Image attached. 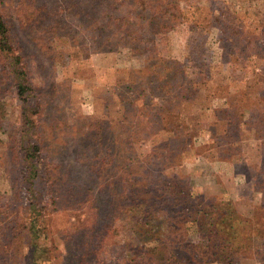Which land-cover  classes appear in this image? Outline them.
<instances>
[{
	"label": "rangeland",
	"instance_id": "rangeland-1",
	"mask_svg": "<svg viewBox=\"0 0 264 264\" xmlns=\"http://www.w3.org/2000/svg\"><path fill=\"white\" fill-rule=\"evenodd\" d=\"M183 3L192 11L141 12L130 0H0L34 87L26 107H40L30 116L43 145L31 189L20 146L23 101L0 61L8 116L0 194L21 212L14 245L0 239V264H150L128 254L135 243L124 224V163L149 170L153 187L180 177L199 201L232 198L248 233L225 245L224 264H264V0ZM178 125L182 141L172 137ZM33 207L42 212L36 239L27 225ZM200 210L216 215L214 207ZM189 219L175 224L188 242L203 244Z\"/></svg>",
	"mask_w": 264,
	"mask_h": 264
},
{
	"label": "trees",
	"instance_id": "trees-1",
	"mask_svg": "<svg viewBox=\"0 0 264 264\" xmlns=\"http://www.w3.org/2000/svg\"><path fill=\"white\" fill-rule=\"evenodd\" d=\"M130 1L133 5V9H139L141 12H168V8L174 9L177 12H179V10L180 12L192 11L188 8L190 5L185 3L181 4L184 0H162L166 3V6L161 5L159 8L157 6L158 0ZM138 3L141 4L142 8L139 7ZM112 5L114 6V3ZM152 15L153 17H150L152 18L151 20L157 23L159 17L155 14ZM185 15V17L189 18L187 13ZM181 17L182 15L179 16L177 14L176 18L178 19ZM11 35V27L0 13V61L5 64L4 66L6 69L9 68L7 69L8 73H14V78L16 79V92L21 101H23L19 118L21 121L20 146L24 158V172L28 173L27 179L30 188L35 189V179L36 174L39 173V161L42 160L43 145L41 139L36 135V122L34 118L30 116V112L34 111L40 113V107L38 104L32 106L33 108L26 107V104L31 101L34 87H32L27 77L25 65L21 64L22 56L18 54L14 48L13 36ZM99 37H103V35L101 34ZM229 95L230 94H227V96ZM243 99L244 97L242 100ZM7 117L6 100L0 98V128L4 123L3 120H6ZM124 119L126 120V117H124ZM102 122L103 124L99 130L103 132L107 126L104 121ZM110 123L111 122L108 124ZM174 128L178 129V131L174 132V130H172L174 132L172 136L173 139L177 141L181 140L184 137V131L179 125L174 126ZM130 135H128V138L131 139L133 137V130ZM2 142L3 141L0 143ZM261 148H263L264 151V140L262 141ZM175 149V147H171L172 152H174ZM179 153H171V155L173 154L172 156L175 157V159L177 157V159H179L178 155H181V153ZM149 173V170H145V168L139 170L136 166L123 164V176L129 177L130 183V186H128L129 190L127 189L124 195H121L124 196L121 198L124 202V224L127 230L132 233L131 237H133L135 243L129 246L130 250L128 254L135 252L136 255H144L145 259H147L150 264H181L186 258L187 264H208L209 261L218 259L224 264L228 256V253L222 251L225 245H231L237 238L248 233V219L236 209L234 200L223 195L221 197L212 196L208 197L205 201H199L192 192V186L183 182L180 177L170 179L173 186H168L169 184L165 183L163 186L153 187L149 184V180H147V175H150ZM143 175L144 177H142ZM53 180H56V177L51 178L50 181ZM223 192L224 191H222V193ZM92 203L94 204L93 200H91L89 206H91ZM171 203L179 204L183 207L175 209L167 207L170 206ZM191 206L192 208L198 209H194L195 212L192 214L189 213L190 215L187 216V218L189 219L190 217L191 220H189L192 223H196L197 231L202 234V237L204 235V241L207 238V241L201 245L188 242L186 236L187 231L185 233L180 232L181 229L179 225L175 224L176 219L181 223V220H184V218L186 220L184 224H187L188 219L184 215ZM16 207L12 197H5L4 194H0V239L2 240L3 237L6 238L4 241L8 248L14 245L13 241L17 237L14 231L21 222L19 218H17L21 212L19 207ZM206 207H214L216 215L212 217L200 214V209H205ZM92 210L95 211L93 218H95L96 221L99 220L100 215L95 206L92 207ZM197 210L198 212L200 211V215L197 213ZM41 213L42 212L37 211V209L33 207L32 213L30 212V217L28 220L26 219L34 239L40 236V229L37 222ZM218 223L224 224V226L221 225V230L217 229L216 225ZM173 227L177 229L174 235L170 234ZM182 229L187 230V227L182 225ZM12 231L13 236L9 237ZM206 231H208L207 234ZM244 231L245 233L243 234ZM183 254H187L184 259ZM176 260H178L179 263Z\"/></svg>",
	"mask_w": 264,
	"mask_h": 264
}]
</instances>
